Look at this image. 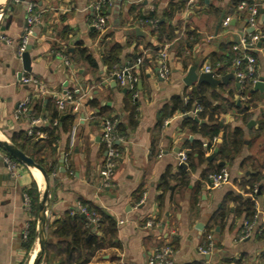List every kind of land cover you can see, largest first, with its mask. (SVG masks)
I'll list each match as a JSON object with an SVG mask.
<instances>
[{
    "label": "crops",
    "instance_id": "crops-1",
    "mask_svg": "<svg viewBox=\"0 0 264 264\" xmlns=\"http://www.w3.org/2000/svg\"><path fill=\"white\" fill-rule=\"evenodd\" d=\"M97 1L11 0L0 18V37L10 41L0 40V138L19 142L32 129V120L42 116L36 126L45 127L55 106L60 113L54 121L59 122L55 151L40 156L52 169L45 210L51 254L59 247L50 227L84 206L101 214L105 227L107 218L115 223L113 233L106 236L108 243L87 264H148L154 250L163 248L171 251L172 264H264V234L258 232L264 226V127L260 124L264 92L231 97L229 92L237 91L234 79L217 90L182 82L191 66L198 65L197 72H203L204 65L212 66L246 34L248 10L235 11L238 0H198L192 9L185 0H108L105 25L97 30L91 24ZM242 1L259 7L257 31L264 36L260 13L264 0ZM28 4L34 5L39 21L28 39L30 70L25 71L16 51L26 28ZM151 13L153 20L145 21ZM222 15L230 23L217 29ZM163 47L168 53L167 79L158 74L157 58ZM253 53L255 80L264 83V43ZM120 70L137 78L135 87L112 85V74ZM22 77L36 83L23 84ZM77 88L81 94L90 92L92 100L83 99L75 111L70 102L59 109L53 97ZM27 97H31L29 111L16 119V109ZM248 100L249 109L244 110ZM200 102L209 112L197 115L202 124L191 115L197 108L202 111ZM187 103L190 110L184 113L181 109ZM186 113L190 117L184 118ZM67 117L72 120L65 121L63 130ZM102 118L116 119L122 139L109 188L102 187L100 177L105 158ZM215 123L221 131L210 139L201 126ZM235 129L242 135L240 147H230L224 157L219 152L223 132L232 136ZM37 136L45 138L42 132ZM180 153L185 156L184 166L179 164ZM217 168L227 173L228 182L212 189L204 177ZM32 183L40 200L43 179L38 182L21 164L10 176L0 162V264H32L34 259L37 235L27 258L22 246L24 231L34 219L24 201ZM251 183L257 193L254 213L245 217L240 203L250 197ZM244 220L255 226L240 241L236 237ZM96 227L93 224L90 232L99 235ZM208 236L213 247L207 260L199 250L207 247ZM39 264L60 262L49 256Z\"/></svg>",
    "mask_w": 264,
    "mask_h": 264
},
{
    "label": "trees",
    "instance_id": "trees-1",
    "mask_svg": "<svg viewBox=\"0 0 264 264\" xmlns=\"http://www.w3.org/2000/svg\"><path fill=\"white\" fill-rule=\"evenodd\" d=\"M187 1V0H185ZM244 2L242 0H238L235 2L234 7L235 11L238 13L244 12L246 9L248 10L249 7H251L248 3H246V8L244 11H238V5ZM105 8V7H104ZM103 10H101V14L103 15ZM154 15L151 13L147 20L145 21H151L153 20ZM264 39L261 40L260 45H263ZM232 46H230L229 50L222 55L221 57H218L212 61L213 65L211 66L214 74H216L217 77H221L226 75L227 73H230L233 71V60L237 57H240L239 53H235L232 51ZM248 55L254 57L255 55L253 52H247ZM244 67V61L241 62L240 69L243 70ZM256 73H254V76L252 79H247L243 85H241L236 92H229L231 97H234L235 93L236 95L240 96H246L249 98V94H252L250 92V89L253 85V80H255ZM198 94L196 93L195 96ZM75 97V96H74ZM252 100H250L251 102ZM91 102V101H90ZM201 103V102H200ZM249 100L246 104V107L244 110L249 109ZM202 106V113L201 115L204 116L207 113H209L206 109L208 106H206L203 102L201 103ZM185 113L186 111L190 110V104L187 103L183 106L181 109ZM242 110V111H244ZM216 111V107L213 112ZM216 113V112H215ZM187 114V113H186ZM200 112L198 113L199 116ZM40 119H43L41 116ZM60 119V113L57 110V107L55 106L52 110V114L50 116V120L47 121V125L45 127L33 126L31 131V135L23 134L22 138L17 142L16 138L11 137V142L14 144V146L24 153L26 156L30 157L34 163L41 166L47 175H50V170L46 167L44 159H41L40 156L42 154H47L48 152L55 151L56 141L58 140L57 135L55 134V131L58 129V123H54L55 120ZM104 119V118H102ZM72 120L68 117L62 122V129L65 130V121ZM193 120V119H192ZM260 124L262 127H264V115L260 118ZM52 124L55 126H48V124ZM201 131L205 136H208L210 139H213L217 137L220 133V128L217 123L212 124L211 126H201ZM225 131V130H224ZM44 133L45 138L39 139L37 136L38 133ZM232 139H229V138ZM223 144L220 146V155L226 156L228 154V149L231 147L233 150H237L240 147L242 135L238 129H235L232 132V136H228L226 132H223ZM200 147V145H199ZM200 153V152H199ZM201 154V153H200ZM10 159L13 160L9 156ZM222 170V168H217L215 171L208 173L204 177V181L208 182V176L213 173H219ZM253 184L251 183L249 186V191H247L250 194L249 198L244 199L240 203V209L244 210L246 212L245 217H250L253 215V205L256 198V190L253 188ZM25 194L29 198L30 202V214L34 218L33 221L29 225V231L27 239L23 242V249L26 252L25 258H27V254L29 250L31 249L33 243L36 239L35 234V226H36V214H37V207L39 203V193L37 191L36 185L32 183L31 187L25 191ZM87 212V215H84L85 217H81L82 214H80L78 211H71L70 213H67L64 220L61 222H56L50 227V235L53 237H56L58 240V250L53 252L51 254V245L46 239L45 247H44V254L43 258L49 257L50 258H58V261L60 264H87L90 262L94 254L102 249L107 243L108 240H106L107 234H112L115 229V223L111 221L109 218L106 220L108 221V226L105 227L104 224V217L100 214L98 215L97 212L93 211V209L89 207H84ZM93 216L97 219L96 221V231L99 233V235H96L94 233H91V227H90V221L89 217ZM90 236V238L86 241L87 237ZM22 264V263H21Z\"/></svg>",
    "mask_w": 264,
    "mask_h": 264
},
{
    "label": "built area",
    "instance_id": "built-area-1",
    "mask_svg": "<svg viewBox=\"0 0 264 264\" xmlns=\"http://www.w3.org/2000/svg\"><path fill=\"white\" fill-rule=\"evenodd\" d=\"M19 0H16L18 2ZM198 0H187V6L188 8L192 9L195 8V5L197 4ZM107 4L106 0H98L96 4H94V11L95 16L92 21V26L97 30H102L105 25V16L101 14V10L104 9L105 5ZM246 8V3L241 2L238 5L237 10L243 11ZM258 6H251L248 8V16L246 19V25L249 29H252L251 33L242 34L239 38L238 42L232 46V51L235 53H239L240 57H237L233 60V71L234 77L238 78V84L241 86L245 83L247 79H252L255 73V59L254 57L247 54V52H253L258 49L257 45L260 44L261 40L264 39V36L257 31V18H258ZM39 21V15L34 12V5L28 4L26 7V28L21 36L19 42L17 43V51L16 56L18 58L21 57L22 53L25 51L26 46L28 44V39L32 35V27ZM230 23V18L225 17L223 18L221 25L224 28H227ZM1 41H4L6 43H10L6 38L0 37ZM64 64L68 65L69 62L67 58L63 55H61ZM168 61V53L167 48L163 47L161 51L158 53V74L160 78L167 79L169 75V68L167 65ZM244 61V67L243 70L240 69L241 62ZM202 71L204 73H213V69L210 65H204ZM214 74V73H213ZM113 78H115V83L118 87H135L137 84V78L133 75H129L126 70H120L118 72H115L112 74ZM23 84H35L36 81L30 77H22L20 80ZM257 80H253V83ZM74 96L77 97V99H74ZM54 100L57 102V106L59 109H63L65 102H70L74 104L73 110H77V108L81 105V101L84 100H92L91 93H84L81 94V89H73V90H64L61 97H53ZM31 97H27L24 101H22L15 112V118L18 119L21 116H24L28 113V105ZM201 112L200 108L195 109L191 115L196 116ZM42 122L41 119H34L31 121V125L35 126ZM117 121L116 119L112 118H104L101 120V141L105 149V158L103 161L102 168L100 170V177H101V185L102 187L109 188L111 187L112 177L113 173L116 169L117 162L119 159V148L118 144L121 142V138L117 134L116 131ZM32 131H28V135H31ZM3 157V161L6 164V170L12 176L15 174L18 163L9 157L0 154ZM180 161L179 164L181 165L185 161V156L183 153L179 154ZM208 185L212 189L220 188L225 183L228 182V175L224 170H221L219 173H213L208 176ZM24 201H25V207L29 211L30 210V202L29 198L26 194H24ZM80 214L87 215V212L84 208L81 206L78 207L77 210ZM89 221L92 224H96L97 219L93 216L89 217ZM152 223L149 222L147 226H151ZM255 224L254 222H249L248 220H244L240 226L239 232L237 234V240L243 241L247 239L250 236V233L252 232ZM260 234H264V226H262L260 229H258ZM28 236L27 229L24 231L23 239L26 240ZM208 243L207 247L205 249H200L199 252L206 256L208 255L209 251L213 247V242L211 239V236H208ZM171 251L168 248L163 249H156L154 250V253L148 260V264H172L171 261Z\"/></svg>",
    "mask_w": 264,
    "mask_h": 264
},
{
    "label": "water",
    "instance_id": "water-1",
    "mask_svg": "<svg viewBox=\"0 0 264 264\" xmlns=\"http://www.w3.org/2000/svg\"><path fill=\"white\" fill-rule=\"evenodd\" d=\"M11 0H4L2 5L0 6V18L4 14V12L7 9V6L9 5ZM108 1V0H106ZM260 13L263 15L262 19L264 20V10H260ZM223 20V15L221 16L217 29L219 28V25L221 24ZM252 29H248L247 33H251ZM257 47H260V44L257 45ZM31 49V46L27 45L25 51L22 53L20 59L22 62L23 69L25 71L30 70V57L28 51ZM198 65H193L191 66L184 78L182 79V82L184 83L185 86H191L192 84H196L197 86H201L203 84L208 85L211 90H217V87L219 85H226L229 80L234 79L236 82V87L237 89L240 87L238 84V78L234 77V74L230 72L227 75H224L220 78L214 77L213 73H198ZM113 86L116 85L115 83V78H113ZM258 91L259 93L263 94L264 92V83L263 80H257L256 82L253 83L252 89L250 92H255ZM237 105H239V101H237ZM198 114L196 116H193V121L202 124V121H199L198 119ZM190 117L188 114L184 115V118ZM250 124H253L251 122ZM0 151H3L7 155H9L11 158H13L18 164H21L27 168H34L37 169L40 174L42 175V179L44 182V189L41 195V198L38 203L37 207V214H36V235H37V244L38 248L36 250L34 259L32 261V264H39L40 261L43 258L44 254V247H45V242H46V217H45V210H46V204L48 202V195L50 191V182H49V177L44 171V169L34 163L32 159L28 156H26L24 153L19 151L16 147H14L12 144L8 143L7 141L3 140L0 138ZM177 153L179 151H176ZM0 162L1 166L6 169V164L3 161V157L0 155ZM63 158L59 160L60 165H62ZM180 166H184L183 163ZM8 177V176H7ZM81 217H85L83 214ZM93 228V224L90 226ZM90 238V236L87 237L86 241ZM205 259H209V256L206 255Z\"/></svg>",
    "mask_w": 264,
    "mask_h": 264
},
{
    "label": "bare ground",
    "instance_id": "bare-ground-1",
    "mask_svg": "<svg viewBox=\"0 0 264 264\" xmlns=\"http://www.w3.org/2000/svg\"><path fill=\"white\" fill-rule=\"evenodd\" d=\"M3 3V0H0V5H2ZM32 175L35 177V179L38 181V182H41L42 181V176L40 174V172L37 170V169H34V168H29Z\"/></svg>",
    "mask_w": 264,
    "mask_h": 264
},
{
    "label": "rangeland",
    "instance_id": "rangeland-1",
    "mask_svg": "<svg viewBox=\"0 0 264 264\" xmlns=\"http://www.w3.org/2000/svg\"><path fill=\"white\" fill-rule=\"evenodd\" d=\"M3 2H4V0H3ZM1 6V5H0ZM37 248V247H36ZM35 252V251H34Z\"/></svg>",
    "mask_w": 264,
    "mask_h": 264
}]
</instances>
